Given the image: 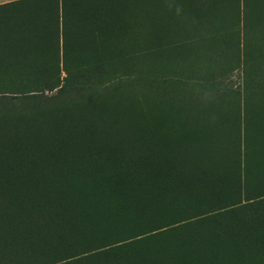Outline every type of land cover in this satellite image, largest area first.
Listing matches in <instances>:
<instances>
[{
	"label": "trees",
	"instance_id": "16d2710c",
	"mask_svg": "<svg viewBox=\"0 0 264 264\" xmlns=\"http://www.w3.org/2000/svg\"><path fill=\"white\" fill-rule=\"evenodd\" d=\"M230 50L242 98L183 99L178 119L132 89L86 93L125 59ZM12 92L0 264H264V0L1 3L0 103Z\"/></svg>",
	"mask_w": 264,
	"mask_h": 264
},
{
	"label": "rangeland",
	"instance_id": "374dc122",
	"mask_svg": "<svg viewBox=\"0 0 264 264\" xmlns=\"http://www.w3.org/2000/svg\"><path fill=\"white\" fill-rule=\"evenodd\" d=\"M235 52L230 50L225 58H209L206 62H191L180 65L172 59L155 60L152 58L138 57L125 59V62H116V65L103 69L94 75L87 73L86 79L90 81L86 90L89 96H95L105 90L127 88L136 93L147 103L162 99V117L175 118L176 106H180L181 100H188L195 104L200 100L210 101L212 98L220 99L222 95L235 93L242 98L244 92L245 73L242 72V60L235 59ZM258 65L249 67L250 78L255 79ZM55 91H27L29 95L51 96ZM21 92L7 94V98L1 101V107L12 109L24 106V101H19Z\"/></svg>",
	"mask_w": 264,
	"mask_h": 264
},
{
	"label": "crops",
	"instance_id": "0c3cea01",
	"mask_svg": "<svg viewBox=\"0 0 264 264\" xmlns=\"http://www.w3.org/2000/svg\"><path fill=\"white\" fill-rule=\"evenodd\" d=\"M9 1H13V0H0V4L5 3V2H9Z\"/></svg>",
	"mask_w": 264,
	"mask_h": 264
},
{
	"label": "clouds",
	"instance_id": "9594fccd",
	"mask_svg": "<svg viewBox=\"0 0 264 264\" xmlns=\"http://www.w3.org/2000/svg\"><path fill=\"white\" fill-rule=\"evenodd\" d=\"M177 11H179V9H177Z\"/></svg>",
	"mask_w": 264,
	"mask_h": 264
}]
</instances>
